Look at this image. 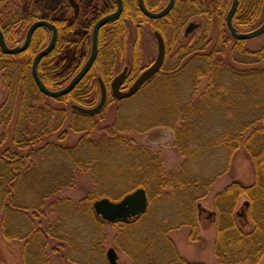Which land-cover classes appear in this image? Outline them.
<instances>
[{
  "label": "rangeland",
  "instance_id": "rangeland-1",
  "mask_svg": "<svg viewBox=\"0 0 264 264\" xmlns=\"http://www.w3.org/2000/svg\"><path fill=\"white\" fill-rule=\"evenodd\" d=\"M109 1L105 0L103 5L109 4ZM201 1L205 11H195L196 14L189 15L192 18L180 23H161L153 20L149 22L150 26L145 22H141L140 18L137 22L127 18L126 24L121 23L123 28L116 37L113 32V25L110 23L107 31H103L98 40V52L100 50L102 56L98 57V63L96 57V63L94 62L89 70V75L84 83L75 91L74 97L59 100L43 94L44 101L33 102L37 108L45 105V107L51 108L50 110L62 109L65 112V120L57 131H51L52 122L55 121L54 112L51 113L48 123L46 119L42 121V123L47 124L41 132L47 131V133L41 140L33 142L35 148L45 143L71 148L83 140L81 141V148L84 149V152H91L99 157L95 158L94 156L93 158L88 154L87 160H89V163L85 171L76 176V182L72 187L68 186L58 194L74 201L75 206L84 200L85 205H83V208L85 212L83 219L73 222L71 228L70 214H64L62 223L58 220L59 211L50 210L48 205L40 213L44 225L50 224L53 227L52 232L62 236V239H54L46 247L47 256L51 259L52 264H73V262L77 264L81 261H87L91 264H96V262L97 264H109L106 259V251L109 247L114 248L117 254V264H172L174 256L180 257L181 261L183 260V263L175 261L176 264H222L214 252L215 218L217 215L215 197L233 181L241 182L244 185L253 182V166L249 155L244 149H239L234 154L228 170L221 173L213 181L206 195L194 202V218L193 213L190 212L192 206L188 205L183 208V205L187 202L186 193L178 196L177 193L180 192L173 193V188L170 187L156 189V193L153 190L149 191L151 201L148 202L149 208L146 209L148 213L143 212L140 216L109 222L103 220L93 209L95 200L107 197L117 201L121 197L116 199V195L126 190H134L135 183L148 182L152 178L150 173L152 162L153 166L161 170L174 171L183 160L176 149V133L171 127L157 125L142 133L133 131V116L142 114L148 117L151 114L150 117H162L161 115H164L162 106L156 105V102L164 103L168 94L164 90L158 93L147 91L153 85L156 88L155 90L160 88V85H155V81L150 80L160 70L145 81L135 92L137 93L142 89L140 100H136L137 97L135 100L125 101L133 97L135 93L129 97L118 99L110 96L109 83L112 77L125 66H128L125 86L129 87L142 70L150 65L157 53L156 42L152 35V29L155 30V28L163 33L166 50L168 47L163 62L164 67L172 66L175 62L184 61L188 58L189 54H184L187 47L193 46L199 53L209 52L213 46L220 45L219 43L224 38L230 39L227 50L224 52V58L231 63L230 46L236 38L230 34L225 23V15L230 7L231 0ZM91 2V9L94 6L96 9L103 7L100 6L102 4L100 0H92ZM164 2L165 0L159 2L155 6L156 9L160 8ZM252 2H257V6L256 4L252 5ZM63 6H59L56 0H0V11H3L6 16V19H4L0 15V20L6 23L14 22L18 19V13L16 14L13 11L19 9L22 12L21 19L17 23L12 26L7 24L8 26L4 32L6 43L11 47L19 45L24 40L29 25L39 19L38 17L52 19L54 17H65V15L72 16V11L68 8L66 10ZM195 8H197V5L194 4L186 6V10L191 12ZM238 9L240 17L252 21L249 27H244L246 24L242 27L233 24L239 31H251L261 25L263 21V0H239ZM92 14L93 10L90 11L88 16ZM220 17H222L221 20ZM94 22L89 19L83 23L85 26L78 27L76 31L70 34L67 33L66 35L65 33V37L70 36L71 42L59 40L48 63V67L53 68V73L50 70L51 74L58 77L56 86L50 89L64 87L86 61L91 50V29ZM189 22L196 23L197 27L189 35L184 36V29ZM87 24L88 26H86ZM177 33L178 35H176ZM262 34L246 39L247 48L252 50L260 48L264 42V35ZM50 35L51 32L47 28L45 36L39 33L33 38L34 40L31 39L33 41L31 50L25 53L23 51V53H17V56L3 54L0 51V106L16 81L13 73L14 69L4 66V64H14L16 62L15 66L23 62H32L35 53L47 45ZM201 37H204V41L194 46ZM200 47L201 49H199ZM262 64H264V61ZM234 66L238 67L237 64H234ZM31 77L32 75L29 76L30 80ZM98 77L108 87L107 102L100 112L92 115V128L88 131H74L70 125L73 113L70 105L76 103L85 107L94 106L100 96ZM204 82L205 80L201 79L199 88H202ZM157 108L160 112L163 111L160 115L156 112ZM35 127L34 124L30 126V130H34L33 133L39 129ZM13 129L14 118L7 127V137L4 142V146L9 148H14L12 142ZM111 147H114V149ZM109 148L112 149V152L107 155V152L111 150ZM137 153L140 154V157L136 156ZM150 158L151 162L148 163L147 161ZM113 163L125 164V166L116 170ZM222 163L221 161L219 164ZM100 165L103 166V171L99 168ZM111 196L116 197L112 198ZM244 200L245 197L242 196L235 210L241 208ZM75 206L73 207H78ZM199 209L203 210L202 214ZM77 214L81 215L79 212ZM209 216L213 219H210ZM181 220L185 222L182 225L180 224ZM192 220H194V226ZM243 222V227L246 230L252 226L248 214L244 217ZM71 230H73L72 233ZM25 242V240H7L3 238L0 229V264H25L23 258ZM258 264H264V255L260 258Z\"/></svg>",
  "mask_w": 264,
  "mask_h": 264
},
{
  "label": "trees",
  "instance_id": "trees-1",
  "mask_svg": "<svg viewBox=\"0 0 264 264\" xmlns=\"http://www.w3.org/2000/svg\"><path fill=\"white\" fill-rule=\"evenodd\" d=\"M255 4L257 6V2H252V5ZM199 7L200 12L205 11L203 5ZM130 9L131 6L127 3L125 10ZM238 10L233 16V24L241 27L246 24L244 27H249L252 21L247 19V22L240 17ZM13 12L18 13V19L14 22L6 23L0 20L3 34L7 24L12 26L21 19V10L16 9ZM0 15L6 19L3 11H0ZM116 22L120 23L118 20ZM121 28L123 27L115 31V37L119 35ZM46 32L47 28L40 26L31 39L34 40L39 33L45 36ZM64 34L59 31L54 48L37 65L41 80L49 88H54L58 81V77L51 74L53 68L48 67L49 59L60 39L65 42L72 41L70 36L65 37ZM203 39L204 37H201L194 46L203 42ZM32 40L24 53L31 50ZM229 41V38H224L220 43L217 41L220 45L213 46L209 52L199 53L193 46L187 47L184 54H189L188 58L169 67H164L163 63L160 71L150 79L155 81V85H160V88L155 90L153 85L147 89L148 92L158 93L164 90L168 94L164 103L156 102V105L162 106L164 115L133 116V131L142 133L157 125L171 127L176 133V149L183 160L174 171L161 170L153 166L152 162V178L148 180L149 183H135L133 189L143 187L149 203L151 190L156 193V189L170 187L173 188V193L180 192L177 193L178 196L186 193L187 202L183 208L192 206L190 212L194 218V202L206 195L213 181L228 170L234 154L239 149H244L253 166L254 180L249 185L233 181L216 195L214 252L222 264H258L264 255V42L260 48L252 50L247 48L246 39H235L230 46V63L224 58ZM0 51L2 52L1 49ZM101 56L99 50L97 63ZM31 63L23 62L15 66L13 63L4 64L14 69L16 81L0 106V229L3 238L7 240L26 241L23 249L25 264H52L46 247L52 240L62 239V236L54 234L50 224L44 225L40 213L48 205L50 210L59 211L58 220L62 223L64 214H70L68 219L71 228L73 222L83 219L85 201L79 202L77 207L74 201L58 194L75 184L76 176L87 168L89 155L93 158L99 157L91 152H84L81 148L83 140L71 148L52 143H45L36 148L33 146V142L41 140L47 133H42L41 130H44L42 128L49 122L51 113H55L51 131H57L65 120V112L62 109L50 110L51 108L45 105L39 108L34 105L35 101H44V95L36 89L32 77L31 80L29 78ZM88 75L89 73L68 94L54 99L74 97L75 91ZM201 79L205 82L202 88H199ZM141 90L125 101L135 100L137 97L136 100H140ZM156 112L160 115L163 111L160 112L157 108ZM13 118L14 148H9L4 146V142L7 127ZM45 119L47 123H42ZM92 119L90 115L73 111L71 128L77 132L88 131L93 126ZM33 124L35 128H39L35 133L30 130ZM137 154L136 156L140 157V154ZM221 161L223 163L220 165ZM147 162L150 163L151 158ZM113 165L116 170L125 166L119 163ZM102 167L100 165L99 168L103 171ZM131 190L111 197L120 198ZM242 196L245 200L241 208L235 210ZM145 212L148 213L147 210ZM199 212L202 214L203 210L199 209ZM247 214L252 226L246 230L243 227V219ZM192 221L194 226V220ZM184 223L181 220L180 224ZM175 261L183 263L178 256H174L172 264H176ZM77 264L91 263L81 261Z\"/></svg>",
  "mask_w": 264,
  "mask_h": 264
},
{
  "label": "water",
  "instance_id": "water-1",
  "mask_svg": "<svg viewBox=\"0 0 264 264\" xmlns=\"http://www.w3.org/2000/svg\"><path fill=\"white\" fill-rule=\"evenodd\" d=\"M173 0H170L167 5L158 12H151L145 7L143 0H138V4L147 16L151 18H158L166 14L172 7ZM238 0H232L231 6L226 14L225 23L230 34L236 39H249L256 37L264 32V0H263V21L259 27L254 30L242 32L239 31L232 23L233 15L237 9ZM122 9V0H117V9L100 18L94 25L92 35H91V50L90 53L81 66V68L74 74V76L69 80V82L62 88L50 89L41 80L37 65L39 61L48 53L52 51L57 40V29L55 25L47 20L38 19L33 21L26 30L24 40L17 46H9L4 38V34L0 28V49L4 54H17L24 51L30 44L32 35L34 31L40 27L44 26L48 28L51 32L50 39L45 47L37 51L32 59L31 63V75L37 89L45 96L56 98L62 95L68 94L77 83L88 73V71L93 66L95 59L98 54V28L104 22L110 18L119 15ZM197 27L196 23L189 22L185 28L184 33L192 31L193 28ZM153 36L156 39L157 53L154 61L147 66L142 72L137 76V78L132 82V84L126 88L122 89L121 86L127 74V66H125L119 73H117L110 82V94L114 98H126L134 94L139 87L148 79H150L155 73H157L163 63L165 56V44L161 33L158 30L153 31ZM100 96L98 102L92 107H85L76 103H71L70 107L73 111L78 112L83 115H95L100 112L107 102V89L104 81L98 77L97 78ZM148 206V197L146 190L143 187H137L134 190L126 193L117 201H113L107 197L100 198L93 202V209L97 215H99L103 220L114 222L116 220H126L130 217H136L141 215L146 211ZM106 259L109 264H117V254L114 248L109 247L106 251Z\"/></svg>",
  "mask_w": 264,
  "mask_h": 264
},
{
  "label": "flooded vegetation",
  "instance_id": "flooded-vegetation-1",
  "mask_svg": "<svg viewBox=\"0 0 264 264\" xmlns=\"http://www.w3.org/2000/svg\"><path fill=\"white\" fill-rule=\"evenodd\" d=\"M91 1L92 0H56L57 4L59 6L64 5L63 7H65L66 10H67V8H68V10H71L73 15L72 16L65 15V17H60V18L54 17L52 19L44 18V20L50 21L55 25V27L57 29V36H58L59 31L70 34L74 31H76V29L78 27L83 26L84 22H87L89 19H92L93 21H95L93 26H92V29H91V35H92V31H93L95 23L100 18L104 17L107 14L114 12L117 9V0H110L108 2L109 4L106 3V5H103L105 0H100V2L102 3L100 6H103V7L97 8V9L94 8L95 6L91 9V5H92ZM161 1L162 0H143V3L145 5V7L147 8V10H149L151 12H158L161 9H163L170 0H165L164 4L160 8L156 9L157 7H155V6H157V4ZM201 2H202L201 0H173L172 7L166 14H164L163 16H160L158 18H151V17L147 16L144 12H142V10L138 4V0H122V9H121V12L119 13V15H117L116 17L110 18L109 20L104 22L101 26H99V28H98V40H99L100 34L105 30L107 31L110 23L113 25V28H114L113 32L115 33L116 30H118L120 27H122L121 26L122 22H124L126 24V21H128L127 18L132 20V21H136V22H137V20H139L138 18H140V21L145 22L147 25H150L149 22L153 21V20L157 21V22H161V23L162 22H183L186 19L192 18V16H189V15H194V14H196V12L201 11V9L199 7L202 5ZM127 3L131 6V9L129 11L125 10V5ZM231 3H232V0H231ZM193 4L197 5V8H195V10H193V12L186 10V6H191ZM238 4H239V0H238ZM230 6H231V4H230ZM237 9H238V6H237ZM237 9H236V11H237ZM92 10H93V14L91 16H88L90 11H92ZM234 15H235V13H234ZM44 17H47V16H44ZM38 18L42 19V17H38ZM117 20L120 23L117 24V22H116ZM187 25L188 24H186V27H187ZM86 26H88V24ZM195 28H193V30ZM152 30L154 31V29H152ZM155 30H158V29L155 28ZM158 31L161 33L160 30H158ZM184 31H185V29H184ZM190 32H192V31H190ZM190 32H188V34L183 33V35L187 36L190 34ZM152 35H153V32H152ZM161 35L163 37L164 44H165V56H166V51H167L166 50V42H165L163 33H161ZM176 35H178V33ZM155 42H156V39H155ZM97 46H98V44H97ZM156 47H157V44H156ZM165 56H164V60H165ZM154 59H153V61H154ZM164 60H163V62H164ZM128 68L129 67L127 66V74H126L124 82L121 86L122 89L127 88L125 86V80H126L127 75H128ZM111 80H110V82H111ZM105 86L107 89V96H108L109 92H108V87H107L106 83H105ZM109 89H110V83H109ZM110 96H112V95L110 94Z\"/></svg>",
  "mask_w": 264,
  "mask_h": 264
}]
</instances>
